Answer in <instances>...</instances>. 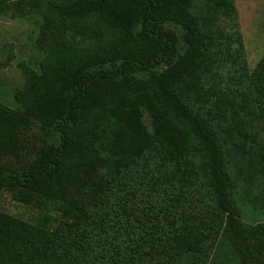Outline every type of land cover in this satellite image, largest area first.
<instances>
[{
    "label": "trees",
    "instance_id": "1",
    "mask_svg": "<svg viewBox=\"0 0 264 264\" xmlns=\"http://www.w3.org/2000/svg\"><path fill=\"white\" fill-rule=\"evenodd\" d=\"M0 14L37 16L42 54L0 103V142L30 122L58 135L26 169L0 165V192L51 209L0 208L8 264H264V219L239 214L242 198L264 209V56L250 72L218 25L238 26L233 0H0ZM246 110L261 140L244 158Z\"/></svg>",
    "mask_w": 264,
    "mask_h": 264
},
{
    "label": "rangeland",
    "instance_id": "2",
    "mask_svg": "<svg viewBox=\"0 0 264 264\" xmlns=\"http://www.w3.org/2000/svg\"><path fill=\"white\" fill-rule=\"evenodd\" d=\"M237 12L238 26L231 20L219 22V26L227 33L237 31L244 45V56L247 67L252 72L264 56V0H233ZM39 18L37 16L19 18L9 14H0V103L11 106L14 90L21 87L24 77L20 65L32 67L41 59L42 54L36 48L35 42L39 31ZM173 28V26H171ZM239 112L243 122L235 128L234 135L240 146L238 150L244 158L247 153L260 143V125L252 121V114ZM248 120L246 122V119ZM253 118V117H252ZM239 133V134H238ZM250 133V134H249ZM259 136V138H256ZM253 137L254 139H251ZM58 138L57 133L37 122H30L23 130L16 133L6 142H0V165L12 170H24L34 161L48 144H53ZM255 143V144H254ZM250 169L247 163H240L238 167ZM259 185L264 184V176L255 178ZM238 187L236 200L242 197L243 188ZM257 197V196H256ZM264 204V202H259ZM0 208L24 220L35 222L44 212L51 209L44 205L37 208L33 205L21 204L8 193L0 192ZM240 219L243 223L251 224L252 220L264 219V209H258L254 204L242 198L239 202ZM6 256H0V264H8Z\"/></svg>",
    "mask_w": 264,
    "mask_h": 264
}]
</instances>
